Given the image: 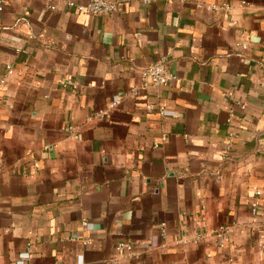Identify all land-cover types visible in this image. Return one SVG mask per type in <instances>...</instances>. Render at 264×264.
Returning <instances> with one entry per match:
<instances>
[{
	"label": "crops",
	"instance_id": "0c3cea01",
	"mask_svg": "<svg viewBox=\"0 0 264 264\" xmlns=\"http://www.w3.org/2000/svg\"><path fill=\"white\" fill-rule=\"evenodd\" d=\"M2 1L0 264H264V0Z\"/></svg>",
	"mask_w": 264,
	"mask_h": 264
},
{
	"label": "built area",
	"instance_id": "2783aa9c",
	"mask_svg": "<svg viewBox=\"0 0 264 264\" xmlns=\"http://www.w3.org/2000/svg\"><path fill=\"white\" fill-rule=\"evenodd\" d=\"M3 4V1L0 0V5ZM121 3L119 0H86L84 4L75 3V2H67V6L73 9H76L78 12L84 13L89 16H101V15H109L116 12L119 8ZM2 10V7H0ZM8 73L12 72V66L6 67ZM174 79L173 74L167 69L165 63L163 61L158 62L154 65H151L144 70L141 71V82L140 86L133 88L131 90V94L133 96H138L142 91L147 90L150 86H166ZM4 82V80H2ZM73 85V88H77V85L73 84L72 82H63V85ZM119 103V99H115L110 107L100 112V116H106L117 107ZM155 107L153 105L148 106V111L151 112ZM160 114L167 116L171 113L166 111L163 107L160 108ZM71 137L77 139V134L73 128L67 127L64 129ZM259 204L257 202H253L250 207V211L252 215H256L258 211ZM85 225L89 228L91 227L90 224L85 223ZM238 231L237 225H222L218 228L216 235L218 237V242L222 246L225 240L228 238V235ZM160 234L163 239L167 237V226L166 223H162L160 225ZM185 243L186 241H183ZM134 250V246L130 241H121L116 246L117 252H126L131 254ZM25 256H28L26 254ZM25 258L21 259L18 264H25Z\"/></svg>",
	"mask_w": 264,
	"mask_h": 264
}]
</instances>
